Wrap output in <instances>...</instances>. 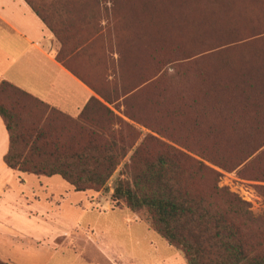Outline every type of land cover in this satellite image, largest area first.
<instances>
[{
  "label": "trees",
  "instance_id": "16d2710c",
  "mask_svg": "<svg viewBox=\"0 0 264 264\" xmlns=\"http://www.w3.org/2000/svg\"><path fill=\"white\" fill-rule=\"evenodd\" d=\"M27 1L46 20L35 3ZM112 1L114 7L121 3L128 12L118 18L122 23L143 25L145 38L135 44L132 35L130 42L132 64L138 70L142 52L148 57L161 46L194 45L218 34L234 35L243 26L254 28L264 14V0ZM260 37L264 40V34ZM243 41L232 38L219 43L214 53L232 54L209 64L198 66L202 55L195 54L169 61L167 71L160 73L164 76L169 65H177L176 82L156 94L162 105L155 106L153 114L181 117L180 125H184L188 113L196 137L207 128L215 147L231 141L228 136L233 131L264 133V47L242 50L249 46ZM108 47L113 52V44ZM119 56L113 63L122 67L123 56ZM78 74L107 103H115L110 93ZM153 81L154 75L138 72L136 85L118 96L128 104L135 91ZM127 114L142 123L135 113ZM0 116L10 134L5 162L11 169L37 176L58 175L76 191L84 192L110 191L109 181L118 171L113 201L145 213L152 228L184 252L188 264H264V254L251 248L244 228L234 222L241 212L224 209L233 197L240 205L247 203L218 186L221 174L154 135L142 137V131L101 99L92 97L82 113L73 117L3 80ZM144 123L164 134L161 124ZM259 142L253 152L264 146V136ZM260 159L255 162L254 178L264 180ZM212 160L228 168L221 150H216ZM258 188L264 196V187Z\"/></svg>",
  "mask_w": 264,
  "mask_h": 264
},
{
  "label": "crops",
  "instance_id": "0c3cea01",
  "mask_svg": "<svg viewBox=\"0 0 264 264\" xmlns=\"http://www.w3.org/2000/svg\"><path fill=\"white\" fill-rule=\"evenodd\" d=\"M32 1L46 20L27 0H0V82L9 81L77 117L92 97L101 99L78 73L106 55L105 13L96 11V0ZM9 149L10 134L0 116L1 260L9 264H171L180 258L181 252L155 238L151 226L134 212L109 203L95 208L87 191H76L53 176L40 182L49 204L35 190L31 196L16 194L9 187L11 172L16 170L5 162ZM16 172L26 182L29 174ZM71 191L85 195L71 203L76 214L54 208ZM90 209L98 217L119 210L122 218L105 227L84 224ZM185 259L182 254L183 264Z\"/></svg>",
  "mask_w": 264,
  "mask_h": 264
},
{
  "label": "rangeland",
  "instance_id": "374dc122",
  "mask_svg": "<svg viewBox=\"0 0 264 264\" xmlns=\"http://www.w3.org/2000/svg\"><path fill=\"white\" fill-rule=\"evenodd\" d=\"M96 1V11L105 13L107 22L106 37L108 43L113 44L114 50L112 52L108 47V44L105 57L98 60L95 66L90 65L87 68H84L83 76L98 88L110 93V95L115 99V103L109 104L103 98H101V100L109 105L116 112V114L142 131V137L148 134L154 135L160 140L180 149L191 158L203 162L207 167L220 173L221 176L219 177L220 180L218 182V186L221 188H227L231 193L237 195V197L247 203L246 205H240L236 199L234 201L233 197L232 201L224 206V209L227 211L236 209L239 213L241 212L240 219H234V222L239 223L244 228V233L250 242L251 248L254 249L256 253L264 254V196L258 188L260 186L264 187V180L254 178L256 175L255 162L259 156H261V169H264V146L253 152L260 143L259 141L262 136H264V133L261 132V135H258L250 132L233 131L230 132L232 136H228L232 138L231 141L229 140L228 143L223 142V144L215 147L213 138L209 134L207 128L196 137L197 133L195 126L188 120V113H186L185 121H187L184 125H180L181 117L169 116L168 114H153L155 106L162 105V99L156 97V94H158L159 91H164V88H167L168 90L171 89L176 82L174 73L177 70L174 67L177 65H169V72H166V75L164 76L160 73L162 70L167 71L166 64L169 61H172V59L179 56L181 57L195 54V56L202 55V61L200 60L198 66L204 62H206V64L215 62L221 59L225 54H232V51L226 50H223L226 51L224 53H221L222 51H219V53L213 52L219 43L228 41L232 38L242 41L244 38H248L242 43L247 41L245 45L249 46L242 50H247L251 47L259 45L264 47V40L260 37L264 34V14L261 15V19L257 20L258 22L254 28L251 27V24L243 26L240 28V31L235 32L234 35V32L231 35L218 34L213 37L204 38L199 42H196L194 45L184 43V46L174 48L161 46L157 48L152 55H147L148 57L145 56L146 54H142L144 53L142 52L138 55L139 57L143 55L142 58L138 59V70L132 64L133 53L131 51L130 42H132V35L134 37L135 44L138 43L140 38H145L143 34V25L137 22H134L133 24L122 23L123 20L121 21L118 18H120V15L125 16V13L128 12H126L124 7L121 6V3L120 5L114 7L112 0ZM244 23V25H246V22ZM131 25L132 30L130 29ZM127 28L129 29V32L126 30ZM254 33H261V35L249 38ZM135 46L136 45H134V52L137 53L139 49H136ZM118 49L123 50V53L120 54ZM119 55L123 56L122 59L124 62L122 67L113 63L114 60H117L120 57ZM138 72L139 74L150 73L151 75H154V81L151 85L148 84L147 88L144 87L140 91H135L134 95L132 94L133 96L130 97L127 104L125 102V98H119L121 94L118 96V92L121 93V91H124L123 89L131 90V88L137 83ZM155 76H157L156 79ZM166 106L170 105L167 104ZM127 112L135 113L136 117L138 116L142 119V123L130 118ZM144 122L161 124L164 134L148 127ZM201 147H205L206 150L203 151ZM216 150L222 151L228 168H223L213 162L212 159L215 157ZM201 151H203L206 155H203ZM13 172H11L12 183L9 186L12 191L20 196H31L33 190H35L42 196L44 202H48L46 201L48 195L42 190V188H40V182L46 181L47 176L39 178L37 175L29 174L25 178L26 182H21L19 174H17L16 171L14 173ZM118 176L119 172L117 171L113 178L109 181L110 191L108 192L104 190L98 191L101 193L96 191H87L89 193L88 195L91 196L90 198L92 203H94L93 206L95 208L103 209L104 206L106 204V206H108L109 203L113 208L130 210L126 206L121 204L118 205L115 201H113L112 193L114 192V182ZM53 179L59 180L65 186L70 187V185L58 175L53 176ZM55 187L51 186V188H53L52 190H54ZM71 193L72 194L65 201L62 200L59 205L55 204L54 208L58 209V207H60L64 212L76 214L77 209L73 207L71 203L72 201L75 202L79 197L83 198L85 195L83 194L81 196H77L76 194L78 192L73 191H71ZM95 213L97 212L90 209L83 219L84 224L94 223L95 225L105 227L107 225H113L116 223L115 221L121 220L122 218L119 210L107 211V214L102 215V217H98ZM134 213L137 215L138 219L147 222L151 226L145 213ZM153 235H155V238L160 239V242L166 243L167 240H164L165 238L154 229ZM176 249L181 252V256L178 259H173L171 264H183L182 254L184 256L185 254L182 250L178 248ZM0 261L5 264H9L4 260L0 259ZM184 264H188L186 259L184 260Z\"/></svg>",
  "mask_w": 264,
  "mask_h": 264
},
{
  "label": "bare ground",
  "instance_id": "6f19581e",
  "mask_svg": "<svg viewBox=\"0 0 264 264\" xmlns=\"http://www.w3.org/2000/svg\"><path fill=\"white\" fill-rule=\"evenodd\" d=\"M181 32V31H180Z\"/></svg>",
  "mask_w": 264,
  "mask_h": 264
}]
</instances>
